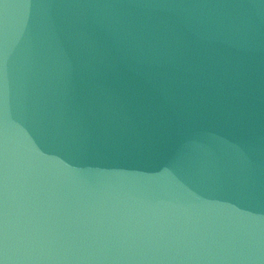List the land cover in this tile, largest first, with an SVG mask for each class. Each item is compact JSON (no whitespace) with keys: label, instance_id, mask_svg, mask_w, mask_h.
<instances>
[{"label":"water","instance_id":"95a60500","mask_svg":"<svg viewBox=\"0 0 264 264\" xmlns=\"http://www.w3.org/2000/svg\"><path fill=\"white\" fill-rule=\"evenodd\" d=\"M0 264H264V0H0Z\"/></svg>","mask_w":264,"mask_h":264}]
</instances>
